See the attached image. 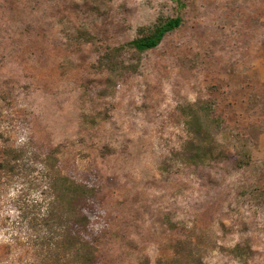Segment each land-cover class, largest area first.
<instances>
[{"label":"rangeland","instance_id":"1","mask_svg":"<svg viewBox=\"0 0 264 264\" xmlns=\"http://www.w3.org/2000/svg\"><path fill=\"white\" fill-rule=\"evenodd\" d=\"M259 8L261 0H0V154L5 142L31 157L57 147L66 175L103 186L112 225L98 264H159L177 239H190L204 264H238L220 247L252 241V264H264V211L232 197L257 172L220 168L201 181L173 154L187 139L178 104L213 81L228 88L220 97L227 112L242 68L264 82L256 21L244 27ZM176 13L182 26L142 54L138 72L113 94L100 95L104 74L90 68L99 47L71 44L72 27L88 28L100 47L117 45L159 14ZM201 40L204 64L194 65ZM263 159L264 131L253 150L254 164ZM22 167L24 174L0 178V264H41L47 250L37 238L49 231L35 222L49 196L42 165L27 157Z\"/></svg>","mask_w":264,"mask_h":264},{"label":"trees","instance_id":"2","mask_svg":"<svg viewBox=\"0 0 264 264\" xmlns=\"http://www.w3.org/2000/svg\"><path fill=\"white\" fill-rule=\"evenodd\" d=\"M264 5V0H261ZM256 21L254 36L257 56L264 57V9L244 18L247 31ZM182 26V18L159 14L148 25H140L135 36L128 42L117 45L98 46L96 36L86 27H72L71 44H89L99 47V54L90 65L95 72L104 74L100 95L113 94L126 80L138 72L142 54L156 49L164 38ZM203 49V52L196 50ZM194 49V65L204 64V41H198ZM242 68L240 95L229 101L227 112L220 104V97L228 94V88H221L216 82H207L193 102L178 104L177 119L184 128L187 139L173 153L183 164L193 167L197 177L215 180L214 173L220 168L231 171H256L257 178L244 182L232 197L245 196L253 201L255 209L264 211V159L257 164L253 161V150L258 145V135L264 131V82L253 72ZM88 117H90L88 115ZM0 154V178L11 179L24 174L23 164L27 157L42 165L41 175L49 190L46 198V214L36 216V223H44L49 231L47 239L37 238L47 250L39 258L41 264H98V245L111 228L112 217L108 211L109 195L101 185L88 184L66 175L60 164L58 148L43 146L38 154L31 157L26 146L15 147L8 142ZM162 163V161H161ZM164 163V161H163ZM163 163L160 170H165ZM229 201L231 194H224ZM163 222L169 228H177L169 217ZM190 240V239H189ZM175 240L171 250L159 264H204L199 251L190 249V241ZM238 264H252L254 248L252 241H242L232 246L220 247ZM142 264V263H141Z\"/></svg>","mask_w":264,"mask_h":264}]
</instances>
